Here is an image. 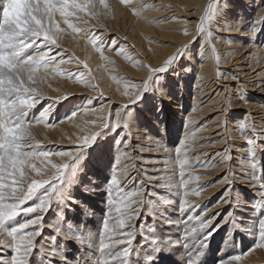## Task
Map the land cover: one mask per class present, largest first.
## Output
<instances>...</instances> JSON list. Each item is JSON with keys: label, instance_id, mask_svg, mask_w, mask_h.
I'll return each instance as SVG.
<instances>
[{"label": "rangeland", "instance_id": "rangeland-1", "mask_svg": "<svg viewBox=\"0 0 264 264\" xmlns=\"http://www.w3.org/2000/svg\"><path fill=\"white\" fill-rule=\"evenodd\" d=\"M235 1L225 0L222 2L223 5L220 2L221 5H217L216 11L209 21L210 28L206 22L204 24L205 32L196 37L190 44L191 46L187 47L185 54L165 73L153 77L156 84L150 82L148 90L141 94L139 100L132 104L121 102V105L116 102L118 95L114 91L119 89L116 87L119 83L115 82L124 84L121 90L123 95L128 98V95H125L126 91H134L132 85H142L141 79L143 83L146 78L145 66L155 67V64L157 66L177 48H181L178 46L192 41L204 11L208 9L209 5H215L217 1L208 0L203 3L204 0H196L192 2L198 4H191L185 3L183 0H131L128 4H121L120 0H106L109 8L105 9L99 6V0H94L97 5L94 11L99 14V22L83 13L80 16L87 20V23H81L75 17L69 18L74 27L82 30L81 33L73 32L63 22V18L59 14L56 15L55 20L63 31L58 40L59 47L53 46L52 54L56 57L57 63L51 67L59 68V72L49 70L37 73L38 83L36 86L42 91L43 98L27 113V119L33 121L29 143L40 151H72L80 143L77 137H83L91 131H98L99 134L94 143L83 150L78 161L74 162L76 171L71 182L66 181L60 195L54 196L51 200L43 217L44 226L41 235L34 241L35 246L29 257L30 264H98L106 259V257L100 256L98 244L103 221L110 212L107 189L113 175L120 180L119 190H113V198L117 203L120 201L121 193L124 195L137 193L138 195L134 198L138 201L142 199V204L139 205L141 212L134 225V239L131 244L128 264H217L220 259L224 262L223 264H228V260L234 256H240L241 259L231 261V264H264V247L255 246L258 220L264 218V200L259 198L258 189L254 186L264 182V138L257 135V132L264 130V111L262 109L254 111L248 106L249 103L256 101L254 98H257L264 106V87L262 89L259 87L264 86V77L256 87L257 90H255L256 88L249 89L245 79L241 74L238 75L239 64H234L235 60H232V56L228 57L231 52L239 49L240 55L246 51L244 54L248 53L250 59L253 60L257 57L259 59L256 60L264 62L262 47L264 44V23L260 22L264 17L254 15L255 6L248 4V20L243 21L242 19L240 22L242 25H239L240 28L238 26L240 31H234L236 34L226 33L227 24L223 22L226 18L225 12L230 11L233 15H237V11L246 7L244 0ZM240 3L242 4L240 5ZM200 6H204L205 10L198 14ZM152 9L156 12L149 21L154 24L152 30L147 32L140 26L136 28V24L145 22L144 16L152 13ZM195 15L197 16L195 17ZM256 19L258 20L256 21ZM249 21L253 23L252 28ZM191 22H196L194 28H192ZM157 26H159L158 29ZM185 30L188 32L187 35H185ZM137 31L144 35L143 52L140 53L137 51ZM209 31L212 33L211 36L208 35ZM163 32L166 33L163 34ZM243 33L245 34L243 35ZM96 38H98L97 44L100 45L103 56L91 42ZM202 38H205L203 44L201 43ZM120 44L123 45L120 46ZM111 46L113 48H110ZM260 47L262 50L259 51ZM127 48L131 50L126 51ZM39 50L43 51L44 49ZM170 50L172 51L169 52ZM34 51L36 49L30 48L25 55L33 54ZM205 51H208L206 55ZM225 51L227 52L224 54ZM128 52L133 55L140 54L143 63L137 62L139 66L133 63L137 67L133 66L132 59L127 57L130 55ZM155 53H159L162 59L152 63V54ZM251 55H254L252 56L254 58H251ZM205 59L209 60L208 63L210 61L212 63V75L201 80L202 82L199 81L200 83L194 82L197 78L201 79L198 76L200 70L197 63ZM60 60L65 62L60 64ZM143 65L145 66L142 67ZM131 66L133 68H130ZM257 66L256 69L261 68L264 63L259 62ZM203 82L213 86L211 95H207L206 98L218 94L216 99L218 97L220 102H217L218 100L214 103L208 102L210 108L207 106L206 109L207 103H202L200 100L202 103L200 107L202 106L203 109L205 106V111H201L202 114L197 112L189 116L190 108L194 107L193 95H202L199 91L202 88L201 85H204ZM86 84L94 87L86 86ZM114 84L116 85L114 86ZM226 85L230 89H226ZM76 86L77 88H75ZM217 88L219 90L216 93ZM220 91L225 93L222 92V98L219 97ZM60 96H66L67 99L55 103ZM225 97L228 101H225ZM225 102L230 103V107L223 112L222 108L227 105ZM48 103H54L49 109L48 122L58 124L60 127L65 120L71 121L67 117L72 113L76 111L80 113L78 110H81L83 106H86V110L89 109L90 115L79 114L81 119H78L80 121L78 127L80 125V129L72 133L73 135L77 133L75 134L77 137L75 135L71 137L64 132L58 134L57 131L63 129L58 125L48 127L45 123L34 122L45 108H49ZM213 104L220 107L211 109ZM123 105H127V107L122 109ZM117 110H120L122 116L126 118L130 126L129 130L124 129L123 125L113 128L110 124L103 128L100 124L102 117L115 123V111ZM218 113L223 118L215 120L214 117L218 116ZM256 114L257 117L254 118L253 116ZM235 120H241L240 123L238 122V127ZM60 121L63 122L60 123ZM83 123L88 124L84 125ZM245 123L250 127L243 128L241 125ZM208 124H212L211 126L215 127V130L207 132L204 127ZM224 124L229 136L227 144L222 138L225 135ZM251 125H255V131ZM82 127L89 130L86 132ZM237 130L239 133L236 134L242 138L236 136ZM207 133L208 135L205 137ZM216 133L221 134V137ZM186 137L191 138L186 140ZM249 137L256 140L253 153L251 152L253 146L248 143ZM207 141L209 144L206 143ZM124 142L126 143L124 144ZM181 142H185L188 163L194 166L184 170V178L187 179L189 174L199 177L198 180L190 181L187 187L190 191L193 188L198 189L199 195L190 194L185 197L183 189L164 186L167 183V178L172 176L171 169L173 167H175V182L179 184L180 168L179 163L175 160V149L181 146ZM236 147L242 148V150L234 151ZM123 152H127L128 158H123ZM225 152L231 156L228 161L232 166L231 170L227 169L222 162ZM204 153L206 154L204 155ZM117 157H121L120 165L116 164ZM50 159L55 163L60 162V158L55 156H51ZM33 162L37 167L41 166L39 159ZM226 174L235 177L230 186L219 182ZM28 175L35 176V172L29 170ZM148 176H156L157 179L149 180ZM226 188L229 190L227 197L229 202L218 204L224 199ZM182 199L190 202L192 207L189 211L181 212L179 210ZM35 203H38L37 197H33L25 206H32ZM91 203L92 205L97 203L99 206L92 208ZM197 205L199 207H196ZM136 206L133 205V207ZM92 210L99 213L97 216L99 223L96 227L92 222H89V219L92 218L88 215H91ZM229 212L232 213V216L227 222H224V217ZM201 213L204 214L202 217L204 220L215 216L213 225L206 230L211 234L206 239L204 233H196L190 238H182L187 226L182 221H187L188 215L199 216ZM36 215H40V213H32L27 216L21 213L9 226H17L18 223ZM111 217L110 224L114 223L116 219L114 210L111 211ZM50 225H58L62 233L78 235L80 242L76 239H64L63 236H56ZM173 225L174 230H170ZM149 227L153 229L152 232L147 231ZM167 228L170 229L167 230ZM141 232H144V235H141ZM94 237L96 247L92 246ZM5 238L6 234L0 233V240ZM152 239L156 240L155 244L152 243ZM168 241L172 243H168ZM177 241L179 242L177 243ZM9 242H11L10 238ZM119 247L121 246H117V248ZM186 252L191 254L188 255ZM12 255L11 248H5L0 244V257L4 259L5 264L10 262ZM148 257H151V260ZM109 264H112L110 260Z\"/></svg>", "mask_w": 264, "mask_h": 264}, {"label": "snow or ice", "instance_id": "snow-or-ice-1", "mask_svg": "<svg viewBox=\"0 0 264 264\" xmlns=\"http://www.w3.org/2000/svg\"><path fill=\"white\" fill-rule=\"evenodd\" d=\"M131 0H120L121 4H128ZM220 0H217L215 5H209L201 17L200 24L197 26V33L193 36L192 41L177 48L159 65L145 66L146 78L142 85H132L134 91H126L128 95V103L132 104L141 98V94L148 90L150 82L156 84L153 77L157 74L165 73L169 67L181 58L187 47L193 43L197 36L205 32L204 24L208 23L216 11ZM99 6L107 9L109 5L106 0H99ZM97 5L94 0H0V233L6 234V238L0 240L5 248H11L13 255L8 264H30L29 257L34 249V241L41 235L44 226V214H46L50 202L54 196H59L62 191V186L65 182H71L72 176L75 175V163L78 161L80 154L84 149L92 145L99 134L98 131H91L83 137H77L80 143L72 151H40L29 143L31 137L30 128L33 121L27 119V113L39 103L43 98L42 91L36 86L38 83L37 73L59 72V68L51 67L56 64V57L52 54L53 46L59 47L58 40L62 29L57 24L55 17L57 14L63 18V22L72 29L73 32L81 33L82 30L74 27L70 17H75L81 23H87V20L80 16L83 13L85 16H91L99 22V14L94 9ZM264 23V18L260 21ZM219 30V29H217ZM188 32L185 30V35ZM211 36V31L208 32ZM97 40L93 39L91 42L97 48V51L103 52ZM34 48L36 51L33 54L25 55L28 49ZM43 48L41 51L39 49ZM65 61L60 60L63 64ZM234 78V77H233ZM86 86H91L87 85ZM94 87V86H91ZM158 90V89H157ZM67 99L66 96H60L55 103H59ZM225 101H228L225 97ZM127 105H123L122 109ZM230 107L228 103L222 111L225 112ZM49 108H45L38 117L35 118V123H45L48 127H55V123H49ZM76 116V112L72 113L67 118L71 120ZM115 123L104 119L100 120L103 128L111 126L113 128L123 125L124 129L129 130L130 126L121 111H116ZM63 122V121H61ZM243 128L250 127L245 123L241 125ZM255 131V125H251ZM224 142L227 144L229 139L228 130L225 128ZM84 131H88L85 129ZM264 138V130L257 132ZM191 137H186V140ZM255 141L251 137L248 143L253 146L251 152L255 151ZM126 142H124L125 144ZM185 142H181V146L175 149L176 162L179 163L180 181L179 184L175 182V167L171 169L172 176L167 178V183L164 186L176 187L183 189V195L186 197L190 194L199 195V190L193 188L191 191L187 185L190 181L198 180L199 177H194L189 174L188 178H184V170L186 168H193L194 166L188 163V157L185 154ZM55 156L60 158L59 163L53 162L50 157ZM123 158H128L127 152L122 153ZM171 156V154H170ZM39 159L41 166L37 167L33 162ZM231 159L229 153L225 152L222 156L224 166L231 170V165L228 161ZM121 157H117L116 164L120 165ZM34 171L35 176H29L28 171ZM36 177H40L37 179ZM46 177V179H45ZM234 175L226 174L220 183L230 186L234 180ZM149 180H156V176H148ZM258 189L259 198L264 200V182L255 184ZM120 180L113 175L108 185V195L110 212L106 215L102 230L99 232V252L100 256L106 257L103 262L98 264H128V257L131 251V244L134 239L135 221L138 218L141 209L139 205L141 200H136L134 197L137 193H128L124 195L121 193L120 201L117 203L113 198V190H119ZM229 190L224 191V199L218 204H225L229 201ZM33 197H37L38 203L32 206H25ZM133 205H137L133 207ZM191 204L188 200L182 199L180 201V211L185 212L191 209ZM196 207H199L198 205ZM116 213L114 223L110 224L111 211ZM23 213L25 216L32 213H40L31 219H26L17 226L10 227V223L15 220L17 216ZM232 216L229 212L224 217V222ZM204 214L199 216L188 215L182 238H187L196 233H204L205 239L210 232L215 216L202 219ZM194 222V223H193ZM190 225V226H189ZM194 225V226H193ZM55 231L56 236H63L64 239H76L80 242L78 235H68L62 233L58 225H50ZM148 232L153 229L149 227ZM144 235V232L140 233ZM257 236L256 247H264V218H260L255 232ZM9 238L10 241L9 242ZM149 238V237H146ZM55 239V237H52ZM179 241H177L178 243ZM155 244L156 240L152 239ZM168 243H172L168 241ZM92 246L96 247L95 237ZM117 246H121L117 248ZM116 249L115 251H113ZM151 260V257H148ZM240 256L230 258L231 261H239ZM0 264H5V261L0 257Z\"/></svg>", "mask_w": 264, "mask_h": 264}, {"label": "bare ground", "instance_id": "bare-ground-1", "mask_svg": "<svg viewBox=\"0 0 264 264\" xmlns=\"http://www.w3.org/2000/svg\"><path fill=\"white\" fill-rule=\"evenodd\" d=\"M192 1H196V0H183V2H185V3H187V2H189V3H196V4H198L197 2H192ZM206 1H208V0H204V2L203 3H205ZM217 1V0H216ZM235 1V0H234ZM245 1V3H246V7H244V8H242V9H240L239 11H237L238 13H237V15H233L232 14V12H225V21H223V22H225V24H227V30H229V31H225L226 33H235L234 31H236V30H238V26L241 24L240 22H242V19H243V21L245 20V21H247L248 20V16H249V13H247V9H248V6L250 5V4H252V5H254L255 6V9H253V10H255L254 12H253V14L254 15H256L257 17H264V0H244ZM262 1V2H261ZM152 2V1H151ZM175 2V1H174ZM221 3L222 2H225V0H221L220 1ZM236 2V1H235ZM259 2V3H258ZM225 4V3H224ZM232 4V3H231ZM237 4V3H236ZM242 3H240V5H241ZM249 4V5H248ZM164 5V4H163ZM219 5H221V4H219ZM222 5H223V3H222ZM206 6V5H205ZM231 6V5H230ZM237 6H239V4H237ZM149 7H151V6H149ZM201 8L199 9V12L197 11V13L199 14L202 10H205V7L204 6H200ZM202 7H204V8H202ZM225 8V7H224ZM164 9H166V8H164ZM221 10V9H220ZM234 10V9H233ZM157 11V10H156ZM167 11V10H166ZM169 11H171V10H169ZM228 11V10H227ZM251 11V10H250ZM151 12V11H150ZM149 12V13H150ZM157 12H159V11H157ZM168 12V11H167ZM156 12H155V10L154 9H152V13H150V14H146V16H144L146 19H144V21L145 22H143V23H138V24H136L135 25V27L137 28V26H140L141 28H143L145 31H147V32H150L151 30H152V27H154V24H151L149 21H150V19H151V17H152V15H154ZM160 13V12H159ZM166 13V12H165ZM193 13V12H192ZM194 14V13H193ZM192 14V15H193ZM197 14V15H198ZM197 15H195V17L197 16ZM251 15V14H250ZM170 16V15H169ZM223 16V15H222ZM194 17V16H193ZM202 17V16H201ZM224 17V16H223ZM198 18V17H197ZM201 20V19H200ZM258 19H256V21H257ZM138 21V20H137ZM250 22V21H249ZM254 22V21H253ZM259 22V21H258ZM257 22V23H258ZM196 23V22H195ZM194 22H191V24H192V28H194V26L196 25ZM199 23V22H198ZM205 24H206V22H205ZM225 24H223V25H225ZM249 24V23H248ZM247 24V25H248ZM261 24V23H260ZM153 25V26H152ZM222 25V26H223ZM242 25V24H241ZM240 25V26H241ZM250 25H251V28L253 27V23L252 22H250ZM250 25H249V27H250ZM264 25V24H263ZM262 25V26H263ZM229 26V27H228ZM240 26H239V28H240ZM257 26V25H256ZM158 27L159 26H157V29H158ZM226 27V26H225ZM196 28V27H195ZM264 28V27H263ZM256 29V28H255ZM193 30V29H192ZM245 30V29H244ZM247 30V29H246ZM264 30V29H263ZM191 31V30H190ZM194 31V30H193ZM197 31V30H196ZM238 31H240V30H238ZM248 31V30H247ZM138 32V31H137ZM170 32V31H169ZM243 32V31H242ZM246 32V31H245ZM166 32H163V34H165ZM241 33V32H240ZM138 34V39H136V43L138 44L137 45V51H138V53H140V52H143L142 51V46H143V36L144 35H142L143 33H137ZM191 34V33H190ZM236 34V33H235ZM242 34V33H241ZM245 33H243V35H244ZM167 35V34H166ZM196 35V34H195ZM240 36V35H239ZM247 36V35H246ZM250 36H251V34H250ZM168 37V36H167ZM172 37V36H171ZM171 37H169V38H171ZM172 38H174V37H172ZM260 38H261V36H260ZM178 40H179V38H177ZM181 39V38H180ZM193 39V38H192ZM207 39V38H206ZM211 39V38H210ZM172 40V39H171ZM175 40V39H174ZM173 40V41H174ZM183 40V39H182ZM205 40V38H202V41H201V43L203 44V41ZM237 40V39H236ZM242 40V39H241ZM250 40V39H249ZM260 40V39H259ZM134 41H135V39H134ZM184 41V40H183ZM229 41V40H228ZM233 41V40H232ZM176 42V41H175ZM238 42V41H237ZM242 42V41H241ZM173 43V42H172ZM117 44V43H116ZM176 44V43H175ZM121 45H123V44H120V46ZM132 45H134V43H132ZM201 45V44H200ZM125 46V45H124ZM123 46V47H124ZM174 46V45H173ZM172 46V48H174ZM191 46V45H190ZM203 46V45H202ZM235 46V45H234ZM244 46V45H243ZM248 46V45H247ZM258 46V45H257ZM132 47V46H131ZM178 47H182V45L181 46H178ZM263 49H264V44H263ZM262 47H260V49H259V51L260 50H262ZM110 48H113V46H111ZM110 48H109V51H110ZM171 48V47H170ZM171 48V49H172ZM130 48H127V50L126 51H128ZM235 49V48H234ZM246 49H248V48H246ZM256 49V48H255ZM131 50V49H130ZM168 50V49H167ZM173 50V49H172ZM172 50H170L169 52H171ZM206 50V49H205ZM226 50V49H225ZM241 50V49H240ZM245 50V49H244ZM201 51V50H200ZM130 52H134V51H130ZM130 52H128L130 55H127V57L129 58V59H132V65L133 66H135V67H137L136 65H138V63H143V58H141L139 55L140 54H136V55H133V53H130ZM146 52V51H145ZM151 52V51H150ZM206 52H208V51H205V55H206ZM227 51H225L224 52V54L226 53ZM243 52V50L241 51V53ZM246 52V51H245ZM245 52H243L241 55L239 54V49L237 50H235L234 52H231V54H229V56L228 57H230V56H232L231 58H232V60H235V63L234 64H239L238 65V68H239V74L238 75H240L241 74V76L245 79V81L247 82V86L249 87V89H251V90H253L254 88H256L258 85H259V83H260V81H262L261 80V78L262 77H264V76H262L263 74H264V66H262L261 68H260V70H259V68H257L256 69V67H258L257 65L259 64V62H261L262 64L264 63V62H262V61H258V60H256V59H259V58H254V57H252V56H254V55H251V58H254L253 60L252 59H250V55H248V53H247V55H245L244 53ZM248 52V51H247ZM262 52V51H261ZM135 53H136V51H135ZM256 53V52H255ZM143 54V53H142ZM203 54V53H202ZM133 55V56H132ZM149 55V54H148ZM153 55V61H152V63H156V62H159L160 61V59H162V57H161V55L158 53H155V54H152ZM204 55V56H205ZM208 56V55H207ZM249 57V58H247V57ZM256 56V55H255ZM258 56V55H257ZM206 57V56H205ZM204 57V58H205ZM152 58V57H151ZM209 59V58H208ZM148 60H149V57H148ZM231 60V59H230ZM229 60V61H230ZM260 60H261V57H260ZM144 61H145V59H144ZM208 61L209 60H200V62H198L197 64V66H198V68H199V70H200V74H198V76H200L201 77V79H199V78H197V80L196 81H194V82H199V81H201V80H205L206 78H208L209 76H211L212 75V73H211V69H212V63H211V61H210V63H208ZM228 61V60H227ZM138 62V63H137ZM130 63H131V61H130ZM136 64V65H134V64ZM71 64V63H70ZM69 64V65H70ZM129 64V63H128ZM160 63H158V65H159ZM72 65V64H71ZM75 65V64H74ZM139 66V65H138ZM145 65H143L142 67H144ZM155 66H156V64H155ZM244 66V67H243ZM70 67H73V66H70ZM129 67V66H128ZM130 68H133L132 66L130 67ZM237 67L235 66V69H236ZM140 69V68H139ZM135 70H138V69H135ZM144 70V69H143ZM134 71V70H133ZM139 71V70H138ZM135 72V71H134ZM140 73H142V71H139ZM133 73V72H132ZM136 73V72H135ZM134 73V74H135ZM140 75V74H139ZM141 75H143V74H141ZM65 78V77H64ZM140 79V78H139ZM65 80V79H64ZM264 80V79H263ZM235 81V80H234ZM64 82V81H63ZM193 82V83H194ZM202 82V81H201ZM208 82V81H207ZM214 82V81H213ZM216 82V81H215ZM65 83V82H64ZM63 83V84H64ZM115 83H119V84H114V86L116 85V87L118 88L119 87V89H116L114 92L116 93V95H118L116 98V100H118V101H116L117 102V104L119 103H125V102H128V98H127V96H124L123 95V93H122V90H121V88H122V85H124L123 83H121V82H115ZM200 83V82H199ZM141 84H142V79H141ZM203 84L204 85H201L202 86V88L200 89V93H202V95H193V99H192V101H193V108H190V115L188 114V112H187V117H188V115L189 116H191V115H193V114H195V113H197V112H199L198 114H202L201 113V111H203L204 110V107H203V109H202V106L200 107V105L202 104V103H207L206 104V109H207V106H208V102L209 103H214L216 100H218L217 102H220L219 101V99H218V97H217V99H216V95H218V94H216V95H213V97L212 96H210V97H208V98H206V96L207 95H209L210 94V92L212 91L211 89H212V87L213 86H211V85H209V84H207V83H204L203 82ZM263 84V83H262ZM261 84V85H262ZM107 85V84H106ZM196 85H198V84H196ZM214 85V84H213ZM72 86H74L73 84H72ZM80 86V85H79ZM113 86V85H112ZM195 86V85H194ZM105 87V86H104ZM259 87H261V89H262V87H264V86H259ZM74 88V87H73ZM72 88V89H73ZM75 88H77V86L75 87ZM74 88V89H75ZM109 88V87H108ZM230 89L229 88V86L228 85H226V89ZM247 88V87H246ZM71 89V90H72ZM106 89V88H105ZM258 88H256L255 90H257ZM261 89H259V90H261ZM53 90V89H52ZM197 90V89H196ZM219 89L217 88L216 89V93H217V91H218ZM263 90H264V88H263ZM125 91V90H124ZM230 91V90H229ZM228 91V92H229ZM221 92V94H220V96L219 97H221L222 98V94L224 93V91H220ZM223 92V93H222ZM68 93H70V92H68ZM114 94V93H113ZM194 94V93H193ZM213 94H215V93H213ZM225 94V93H224ZM239 94V93H238ZM116 95H114V96H116ZM126 95V94H125ZM211 95V94H210ZM206 99H205V98ZM212 97V98H211ZM112 98V97H111ZM254 98V97H253ZM113 99H114V97H113ZM203 99V100H202ZM229 99V98H228ZM256 99V101H254V103H249V105L248 104H246V105H248V106H250L251 108H253V110L255 111V109H262L263 111H264V106H262L263 104L261 103V102H259L258 101V99L257 98H254V100ZM200 100L202 101V103L200 102ZM221 101H222V99H220ZM216 102V103H217ZM233 102V101H232ZM226 103V102H225ZM245 103V102H244ZM258 103H260L259 105H258ZM52 104H54V103H52ZM52 104L51 103H48L47 105L48 106H52ZM127 104V103H126ZM196 104V105H195ZM227 104V103H226ZM121 105V104H120ZM119 105V106H120ZM214 106L211 108V109H214V108H219L218 106H215V104H213ZM218 105V104H217ZM108 106V105H107ZM238 106V105H237ZM209 107V106H208ZM198 110H197V109ZM210 108V107H209ZM174 109H176V108H174ZM89 109L87 108V110H86V106L84 107H82L81 108V110H78V111H80V113L79 112H77L76 111V113H78L75 117H73L72 119H71V121H68V120H65V122H63V124H62V126L60 127V125H58V124H56V126L58 125L61 129H62V131H60V130H58V129H56V130H58L57 132H58V134H62L63 132L64 133H68V135H70L71 137L72 136H74L75 134H77V133H75L74 135L72 134V133H74V131L76 130V131H79V127H80V125H79V127H78V124H79V120L78 119H81V117L79 118V114H83L84 116H86V115H90V111H88ZM91 110V109H90ZM200 110V111H199ZM93 111V110H92ZM117 111H120V110H117ZM205 111V110H204ZM262 112V111H261ZM115 113H116V111H115ZM181 113V112H180ZM219 114V113H218ZM82 115V116H83ZM259 115V114H258ZM92 116H93V114H92ZM198 116H200V115H198ZM224 116V115H223ZM91 117V116H90ZM254 118H256L257 117V114L255 115V116H253ZM82 118H84V117H82ZM89 118V117H88ZM87 118V119H88ZM220 118H223L222 117V115L221 114H219L218 116L217 115H215V117H214V119L215 120H217V119H220ZM241 118V117H240ZM260 118V117H259ZM84 119H86V118H84ZM213 119V118H212ZM249 120H250V118H249ZM84 121V120H83ZM82 121V122H83ZM89 121V120H88ZM246 121V120H245ZM248 121V120H247ZM238 122L240 123L241 122V120L239 121V120H235V123H237V127H238ZM60 123H61V121H60ZM202 123V122H201ZM81 124V123H80ZM84 124V123H83ZM86 124H88V123H86ZM86 124H84V125H86ZM203 124V123H202ZM204 124H205V122H204ZM82 125V124H81ZM209 125V126H208ZM207 126H205L204 127V129L208 132V131H212V130H215L214 128L215 127H213V126H211L212 124H208ZM86 127V126H85ZM199 127V126H198ZM57 128V127H56ZM82 128H84V127H82ZM55 129V128H54ZM85 129V128H84ZM203 129V128H202ZM234 129V128H233ZM47 130V129H46ZM52 130V129H51ZM89 130V129H88ZM91 130V129H90ZM217 130V129H216ZM50 131V130H49ZM55 131V130H54ZM83 131V130H82ZM238 132H235V134L236 133H239V130H237ZM81 132V131H80ZM219 132V131H218ZM52 133V132H51ZM203 133H204V131H203ZM219 133H221V131L219 132ZM55 134V133H54ZM192 134V133H191ZM202 134V133H201ZM217 134V133H216ZM56 135V134H55ZM63 135H65V134H63ZM67 135V134H66ZM80 135V134H79ZM183 135V134H182ZM208 135V133L207 134H205V137ZM217 135H219V134H217ZM221 135V134H220ZM219 135V136H220ZM76 137H77V135H75ZM189 136V135H188ZM215 136V135H214ZM236 136L237 137H239L237 134H236ZM57 137V136H56ZM221 137V136H220ZM183 138V137H182ZM223 138V137H222ZM239 138H242V137H239ZM238 139V138H237ZM207 140V139H206ZM218 140V139H217ZM214 141V140H213ZM221 141V140H220ZM205 142V141H204ZM209 141H207L206 143H208ZM129 143V142H128ZM204 144V143H203ZM209 144V143H208ZM218 144V143H217ZM197 146V145H196ZM199 147V146H198ZM130 150V149H129ZM193 150V149H192ZM197 150V149H196ZM242 150V148H238V147H236L235 148V150L234 151H241ZM202 152V151H201ZM204 152V151H203ZM155 153V152H154ZM206 153H204V155H205ZM217 155V154H216ZM129 156V155H128ZM213 156V155H212ZM125 159V158H124ZM213 166V165H212ZM220 168V167H219ZM216 170V169H215ZM214 170V171H215ZM203 177V176H202ZM132 179V178H131ZM204 179V178H203ZM241 181V180H240ZM208 182V181H207ZM230 188V187H229ZM212 191V190H211ZM208 193H209V191H208ZM209 195V194H208ZM207 195V196H208ZM200 197H201V195H200ZM222 198V197H221ZM95 201V200H94ZM90 206L92 207V208H94V207H98L99 205L97 204V203H93V205H92V203L90 204ZM101 206V205H100ZM103 206V205H102ZM215 206V205H214ZM90 207V208H91ZM213 210V209H212ZM94 212V213H93ZM91 215H88V217H91L92 219H89V222H92L93 223V225L96 227L97 226V224L99 223V220H98V215H99V213H96L94 210H92V212L90 213ZM101 215V214H100ZM98 220V221H97ZM186 222V221H185ZM221 225V224H220ZM171 228V229H170ZM170 228H167V230H174V225H173V227H170ZM170 236V235H169ZM190 238V237H189ZM193 240V239H192ZM194 241V240H193ZM183 242V241H182ZM195 245V244H194ZM179 246V245H178ZM175 248V247H174ZM200 250V249H199ZM188 255L189 254H191V253H189V252H186ZM198 253V252H197ZM186 254V255H187ZM264 258V257H263ZM223 259H225V258H223ZM226 260H228V259H226ZM262 260V259H261ZM188 261V260H187ZM225 261V260H224ZM228 261H230V260H228ZM258 261H259V259H258ZM226 262V261H225ZM261 262V261H260ZM224 262L220 259V260H218V263L217 264H223ZM228 263V262H227Z\"/></svg>", "mask_w": 264, "mask_h": 264}]
</instances>
